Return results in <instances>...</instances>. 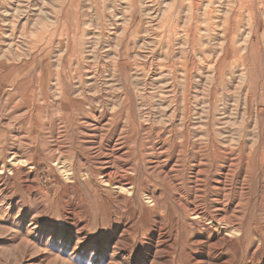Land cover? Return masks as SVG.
Here are the masks:
<instances>
[{"label": "rangeland", "instance_id": "obj_1", "mask_svg": "<svg viewBox=\"0 0 264 264\" xmlns=\"http://www.w3.org/2000/svg\"><path fill=\"white\" fill-rule=\"evenodd\" d=\"M0 264H264V0H0Z\"/></svg>", "mask_w": 264, "mask_h": 264}, {"label": "bare ground", "instance_id": "obj_2", "mask_svg": "<svg viewBox=\"0 0 264 264\" xmlns=\"http://www.w3.org/2000/svg\"><path fill=\"white\" fill-rule=\"evenodd\" d=\"M116 141V140H115ZM112 142V141H111ZM109 147V146H108ZM152 148V147H151ZM99 149V148H98ZM108 149V148H107ZM115 150V149H114ZM118 152V151H117ZM19 153V152H18ZM102 153V152H101ZM101 153H100V155H101ZM121 153V152H120ZM103 155V154H102ZM106 155V154H105ZM117 155V154H116ZM121 155V154H120ZM107 157V156H106ZM113 157V156H112ZM119 158V157H118ZM118 158L116 157V159L118 160ZM120 158H122L121 156H120ZM99 159V158H98ZM115 160V159H114ZM121 160V159H120ZM106 161V160H105ZM104 161V162H105ZM108 161V160H107ZM112 163V162H111ZM114 163V162H113ZM119 163V162H118ZM61 164V163H60ZM158 164V163H157ZM156 164V165H157ZM125 165V164H124ZM61 166V165H60ZM108 166V165H107ZM110 166V165H109ZM120 167V166H119ZM123 167V166H122ZM64 168V167H63ZM112 168V167H111ZM61 169V168H60ZM107 170V169H106ZM119 170H121V169H119ZM113 171V170H112ZM61 172V171H60ZM122 172V171H121ZM68 173H69V171H68ZM101 174V173H100ZM107 174V173H106ZM120 174V173H119ZM164 174V173H163ZM103 175V174H102ZM105 175V174H104ZM105 178L107 179L108 178V176H105ZM120 178V177H119ZM104 181H106V180H104ZM105 183V182H104ZM120 183V182H119ZM119 186H120V184H118ZM133 185V184H132ZM115 186V185H114ZM113 186V187H114ZM134 186V185H133ZM126 187H128V185L126 186ZM123 188H124V186H123ZM148 190V189H147ZM174 190V189H173ZM149 191V190H148ZM178 191V190H177ZM151 192V191H150ZM148 195V194H147ZM146 197V196H145ZM147 198V197H146ZM177 198H179V197H177ZM231 198V197H230ZM150 199V198H149ZM146 200H148V199H146ZM176 201V200H175ZM179 202H181V201H179ZM151 203V202H150ZM178 204V203H177ZM182 205H183V203H182ZM222 206V205H221ZM196 207V206H195ZM123 209V208H122ZM192 209V208H191ZM199 209V208H198ZM72 211V210H71ZM185 211V210H184ZM224 211V210H223ZM207 212V211H206ZM204 214V213H203ZM190 215V214H189ZM198 215V214H197ZM202 215V214H201ZM219 215V214H218ZM205 216V215H204ZM207 216V215H206ZM220 217H221V215H219ZM216 218H218V217H216ZM223 220V219H222ZM224 221V220H223ZM160 223V222H159ZM179 223V222H178ZM187 223V222H186ZM156 226V225H155ZM162 227V226H161ZM159 229V228H158ZM175 230V229H174ZM184 231H185V229H184ZM262 234V233H261ZM222 238H223V236H222ZM207 239V238H206ZM237 239V238H236ZM235 239V240H236ZM218 240V239H217ZM228 241V240H227ZM261 241V240H260ZM198 243V242H197ZM208 243V242H207ZM211 243V242H210ZM228 243V242H227ZM230 243H232V241L230 242ZM230 243H229V245H230ZM168 244V243H167ZM195 244H196V242H195ZM203 244H205V243H203ZM216 244V243H215ZM220 244V243H219ZM211 246V245H210ZM213 246H214V244H213ZM219 247V246H218ZM217 247V248H218ZM230 247V246H229ZM228 247V248H229ZM203 248V247H202ZM220 248V247H219ZM205 249V248H204ZM257 251V250H256ZM206 252V251H205ZM208 252V251H207ZM209 257V256H208ZM225 260V259H224ZM231 260H233V259H231Z\"/></svg>", "mask_w": 264, "mask_h": 264}]
</instances>
